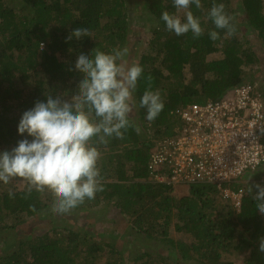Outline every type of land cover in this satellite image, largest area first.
<instances>
[{
  "label": "trees",
  "instance_id": "1",
  "mask_svg": "<svg viewBox=\"0 0 264 264\" xmlns=\"http://www.w3.org/2000/svg\"><path fill=\"white\" fill-rule=\"evenodd\" d=\"M135 1L147 9L152 37L139 62L144 73L134 98L138 104L150 85L160 91L163 111L150 122L146 109L137 108L124 138L101 146L104 191L69 213H52L51 194H28L27 183L19 179L11 191L14 198L10 191L0 192V239L21 234L7 242V250L2 248L0 264H125L116 243L93 229L100 214L113 206L130 224L131 235L149 245L133 264H236L231 255H246L240 264H264L259 251L264 214L256 209L255 183L252 192L246 185L242 206L235 210L213 186H185L186 195L180 197V187L148 180L154 142L175 135L178 108L218 100L243 84L255 86L246 69L251 72L262 62L253 43L264 47V0H201V9L191 7L204 28L195 39L191 32L177 36L167 30L161 15L176 12L172 0ZM214 3H223L235 17V35L215 29L208 18ZM128 8L127 0H0V152L32 139L19 134L18 124L37 101L46 103L47 94L67 99L75 94L83 78L75 70L79 54L129 46L134 28ZM78 27L88 28L91 36L68 40ZM213 30L220 34L216 41L209 36ZM214 54L219 57L210 60ZM44 219L48 227L43 234L18 230L30 220Z\"/></svg>",
  "mask_w": 264,
  "mask_h": 264
},
{
  "label": "clouds",
  "instance_id": "2",
  "mask_svg": "<svg viewBox=\"0 0 264 264\" xmlns=\"http://www.w3.org/2000/svg\"><path fill=\"white\" fill-rule=\"evenodd\" d=\"M172 4L176 12L166 10L161 15L167 30L177 36L191 32L194 39L202 36L201 20L191 10L193 5L201 9V0H172ZM208 18L215 29L225 30L226 35L236 34L235 17L223 3H214ZM90 36L88 28L78 27L67 39ZM209 36L213 41L220 38L215 30ZM128 54L127 47L110 52L97 47L91 55L79 54L75 70L83 78L77 91L70 99L47 94L46 103L37 101L23 113L18 132L21 136L27 133L32 139H22L11 151L0 152V182L9 184L19 179L27 183L28 194L33 190L50 193V210L54 214L69 213L103 192L101 146H107L111 138H124L125 132L134 126L130 119L134 109H146V119L151 122L165 107L160 91H153L150 85L136 103L134 94L144 67L139 63L129 65L125 60ZM147 79L150 81L151 76ZM255 188L256 209L264 214V185L257 183ZM8 195L15 197L11 191ZM259 251L264 253V237L260 238Z\"/></svg>",
  "mask_w": 264,
  "mask_h": 264
},
{
  "label": "built area",
  "instance_id": "3",
  "mask_svg": "<svg viewBox=\"0 0 264 264\" xmlns=\"http://www.w3.org/2000/svg\"><path fill=\"white\" fill-rule=\"evenodd\" d=\"M173 116L180 125L174 136L154 142L149 182L181 189L213 186L239 210L244 190L232 187L257 172L264 182L262 94L243 84L204 105H184Z\"/></svg>",
  "mask_w": 264,
  "mask_h": 264
},
{
  "label": "rangeland",
  "instance_id": "4",
  "mask_svg": "<svg viewBox=\"0 0 264 264\" xmlns=\"http://www.w3.org/2000/svg\"><path fill=\"white\" fill-rule=\"evenodd\" d=\"M127 2L129 7L128 10L131 13L130 16L133 20L132 26L134 30L131 35L130 44L129 46H127V48L129 49V54L125 57V60L129 65H131L132 63H139L141 61V57L148 52V43L152 37V33L150 30L152 28V22L150 21V16L147 13V9L142 7V5H139V1L127 0ZM242 17H245V15H243ZM249 38L251 39L252 36ZM253 47L256 51L259 50V54H263V56L261 58L262 62L258 67H254L253 71L250 72V68L246 69V71L251 75V78H248V81H251V83L255 85L257 91L262 94L264 101V47L258 41L257 43H253ZM218 57V54H214L210 57V60ZM136 111L137 108L133 110L130 116L135 115ZM261 180L262 179L259 178L251 180L241 179V182H239L241 183V188H243L245 191L248 181V184H254L253 182H259ZM14 185H16V182L14 181L9 184H4L2 182V185L0 186V192L12 191ZM180 191L179 192L182 193L178 194L180 197L186 195L184 194V188L180 189ZM100 215L102 216L101 218H97L95 217V215H91L92 217L101 219L100 222L94 225L93 229L97 231L101 236H103V239L116 243L118 249H120L123 253V258L126 259L125 264H133L136 254L138 252L140 253L144 251V249H147V247L149 246L148 243L143 239L138 238L137 236L133 237L131 235V228L129 226L130 224L121 216L118 209H116L114 206L109 207V209L107 208L104 215ZM47 227L48 223L46 222V219H44L43 222L30 220L26 225L20 227L18 230L23 233L28 232L32 234V236H38L40 234H43V232H46ZM15 234L21 235L20 233L11 232L9 234L1 236L0 251L3 247H7V242H12V239L14 238V236H16ZM7 249L8 247L5 248V250ZM244 257H246V255H243L242 257H235L231 255L230 259L237 261L236 264H240L242 258Z\"/></svg>",
  "mask_w": 264,
  "mask_h": 264
},
{
  "label": "crops",
  "instance_id": "5",
  "mask_svg": "<svg viewBox=\"0 0 264 264\" xmlns=\"http://www.w3.org/2000/svg\"><path fill=\"white\" fill-rule=\"evenodd\" d=\"M262 179V173L261 172H257V173H253V174H247L245 177H243L242 178V180H246V179H249V180H251V179ZM240 181V180H239ZM241 182V181H240ZM238 183V185H240L241 186V183ZM249 182V181H248ZM248 182H247V184L246 185H249V186H253V185H255V184H257V183H261L262 182V180L261 181H259V182H257V181H255V182H253V183H255V184H248Z\"/></svg>",
  "mask_w": 264,
  "mask_h": 264
}]
</instances>
